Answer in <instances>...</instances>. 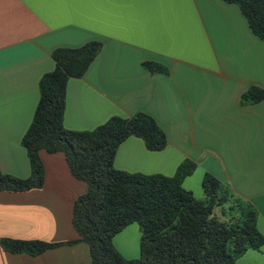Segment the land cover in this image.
<instances>
[{
	"label": "crops",
	"instance_id": "0c3cea01",
	"mask_svg": "<svg viewBox=\"0 0 264 264\" xmlns=\"http://www.w3.org/2000/svg\"><path fill=\"white\" fill-rule=\"evenodd\" d=\"M90 41L102 47L82 77L67 81L63 126L92 130L112 116L151 115L166 146L151 151L129 136L117 147L113 167L173 176L191 160L196 167L183 188L202 199V178L212 174L256 208L264 236V100L240 99L251 85L264 88V41L237 5L222 0H0V171L31 175L21 139L38 102V81L54 68L55 48ZM145 62L164 72H151ZM40 158L41 188L0 190V240L77 238L72 206L87 185L71 176L62 153L41 151ZM128 228L113 237L127 258L136 256L126 235L135 227ZM89 262L82 242L37 255L9 253L0 244V264ZM237 263L264 264V246L248 249Z\"/></svg>",
	"mask_w": 264,
	"mask_h": 264
},
{
	"label": "trees",
	"instance_id": "16d2710c",
	"mask_svg": "<svg viewBox=\"0 0 264 264\" xmlns=\"http://www.w3.org/2000/svg\"><path fill=\"white\" fill-rule=\"evenodd\" d=\"M222 1L237 5L251 32L264 41V0ZM101 47V42L90 41L51 52L54 68L38 81V102L21 139L31 175L18 178L0 171L1 191L41 188L45 174L40 152L62 153L71 176L87 185L72 206L71 224L77 238L54 243L2 238V248L37 255L82 242L89 249V264H238L237 258L248 249L263 247L256 208L228 185L206 172L202 199L183 188L184 178L196 167L193 161L181 162L173 176L113 167L117 147L129 136L142 139L151 151L166 146V134L151 115L112 116L92 130L63 126L67 81L82 77ZM144 66L164 72L153 62ZM240 99L242 104L258 103L264 100V88L251 85ZM131 223H137L141 232L136 259L124 258L113 245V237Z\"/></svg>",
	"mask_w": 264,
	"mask_h": 264
},
{
	"label": "rangeland",
	"instance_id": "374dc122",
	"mask_svg": "<svg viewBox=\"0 0 264 264\" xmlns=\"http://www.w3.org/2000/svg\"><path fill=\"white\" fill-rule=\"evenodd\" d=\"M126 227H130V228H128L127 231H130V229H133V227H135L134 230H132L131 232H127L126 235H127L128 239L131 241L128 245L129 247L133 244V242L136 243V256L133 255L135 257H131V255L129 253H127V255H128V258H127V257H125V255L121 254L117 249L116 250L126 259H136L139 257V239H140V235H141L140 228H139V225L137 223H131V224L127 225ZM126 227H124V228H126ZM123 242H124V239L121 241L119 248H120V246H122L124 244ZM113 245H114V242H113ZM114 247H116V246L114 245Z\"/></svg>",
	"mask_w": 264,
	"mask_h": 264
}]
</instances>
